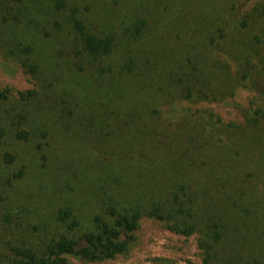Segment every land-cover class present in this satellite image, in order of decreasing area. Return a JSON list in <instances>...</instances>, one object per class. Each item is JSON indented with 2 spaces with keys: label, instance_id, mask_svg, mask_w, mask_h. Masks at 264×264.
<instances>
[{
  "label": "rangeland",
  "instance_id": "rangeland-1",
  "mask_svg": "<svg viewBox=\"0 0 264 264\" xmlns=\"http://www.w3.org/2000/svg\"><path fill=\"white\" fill-rule=\"evenodd\" d=\"M67 1L79 6L90 33L114 38L109 56L77 57L68 13L55 11L52 0H0V264H14L2 233L9 220L27 219L46 238L70 236L57 218L70 208L82 230H93L109 202L117 212L145 210L175 182L202 191L204 177L186 167L195 158L223 171L219 164L233 163L234 153H264V0H174L176 11L173 0ZM197 58L203 77L170 91L169 80ZM244 129L256 140H232ZM6 152L11 164L3 162ZM257 161L240 169L238 160L233 174L246 191L257 187L264 211V164ZM130 235L128 250L114 258L66 259L205 264L198 232L181 235L142 216Z\"/></svg>",
  "mask_w": 264,
  "mask_h": 264
},
{
  "label": "trees",
  "instance_id": "trees-1",
  "mask_svg": "<svg viewBox=\"0 0 264 264\" xmlns=\"http://www.w3.org/2000/svg\"><path fill=\"white\" fill-rule=\"evenodd\" d=\"M217 4L219 5V1ZM172 6L176 9V1L173 0ZM52 7L55 11L68 13L67 18L77 40V57L82 59L91 57L92 61L97 62L112 53L114 38L110 35L99 37L90 33L80 17L79 6H70L67 0H52ZM263 12L260 11L259 16ZM243 27L245 30V25ZM139 29L136 27V30ZM24 52H30L29 48L27 47ZM183 58L180 63L185 68L186 62ZM188 63L187 73L169 80L170 91L179 84L193 85L199 77H203L204 73L200 71L199 66L200 58L189 60ZM22 66L30 74L36 72L32 64L23 62ZM103 71L102 68L101 72ZM100 76L105 82L112 81L107 74L102 73ZM216 85V89H222L219 84ZM191 92L192 90L187 89V96ZM0 96L6 97L2 93ZM18 136L25 137L23 133H19ZM256 136L255 131L244 129L235 133L232 140L240 142L243 137H250L255 141ZM194 150L195 148L191 149ZM246 152L244 158L240 157L239 152L234 153L232 156L236 160L233 163L226 166L225 162L219 164L223 171L219 170L218 163L213 165L206 160H203L202 166H199L195 158L187 163L186 167L193 175L204 177L202 191L192 189L188 182H175L168 185L167 198L162 202L151 203L145 210L136 207L117 212L114 210L116 205L109 202L105 217L94 218L93 230H82L70 208L60 209L57 215L58 221L66 225L70 236L46 238L40 226L29 229L30 224L27 219L24 220L25 225L23 222L12 223L9 220L2 227V233L4 238H10L6 245L13 254V262L14 264H70L66 259L67 256L93 261L114 258L128 250L132 241L130 233L136 229L139 219L146 216L165 222L169 230L181 235L190 236L198 232L200 234L198 245L205 264H264V258L259 254L263 248L261 241L264 232L261 197L256 186L249 187L246 191L243 177L233 174L235 167L238 166V160L241 161L240 169L256 158L258 164L263 165L264 153L259 152L258 148H249ZM13 160L14 157L8 152L3 154L5 164H11ZM244 177L250 180L253 173ZM3 209L7 210L5 206ZM259 240L260 244L257 245Z\"/></svg>",
  "mask_w": 264,
  "mask_h": 264
}]
</instances>
